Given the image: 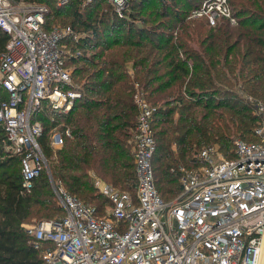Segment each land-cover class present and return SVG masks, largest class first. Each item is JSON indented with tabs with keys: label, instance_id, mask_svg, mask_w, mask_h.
<instances>
[{
	"label": "trees",
	"instance_id": "16d2710c",
	"mask_svg": "<svg viewBox=\"0 0 264 264\" xmlns=\"http://www.w3.org/2000/svg\"><path fill=\"white\" fill-rule=\"evenodd\" d=\"M31 1L46 6L47 31L64 15L61 9L71 7L73 51L65 61L81 96L67 112L32 118L42 125L38 141L48 171L41 170L30 191L22 188L20 158L4 147L0 123V264H45L42 248L33 246L22 224L64 212L49 176L96 211L110 200L95 178L135 188L136 92L153 107L152 166L165 200L181 189L179 160L196 165L193 153L212 143L232 157L237 138L258 140L253 130L259 118L249 96L264 102V0H229L237 22L221 17L214 25L204 16L186 18L202 0H128L121 16L110 0ZM76 24L83 33H75ZM7 38L0 32V55ZM54 129L63 135L59 148L51 143Z\"/></svg>",
	"mask_w": 264,
	"mask_h": 264
},
{
	"label": "built area",
	"instance_id": "2783aa9c",
	"mask_svg": "<svg viewBox=\"0 0 264 264\" xmlns=\"http://www.w3.org/2000/svg\"><path fill=\"white\" fill-rule=\"evenodd\" d=\"M110 2L123 15L128 0ZM46 9L41 3L0 0V32L8 35L0 55V123L4 147L20 158L24 191L42 169L48 171L38 141L42 125L32 118L42 111L67 112L81 96L59 45L71 29L45 30ZM200 16L211 25L221 17L237 22L229 0H202L186 18ZM133 102L135 193L96 178L94 185L110 200L100 215L49 176L64 212L22 224L33 246L42 248L44 263L264 264V102H252L258 140L237 138L232 157L223 156L215 143L200 148L196 165L178 168L181 189L169 200L155 186L153 107L141 92ZM51 137L53 146L62 145L60 131L54 129Z\"/></svg>",
	"mask_w": 264,
	"mask_h": 264
},
{
	"label": "rangeland",
	"instance_id": "374dc122",
	"mask_svg": "<svg viewBox=\"0 0 264 264\" xmlns=\"http://www.w3.org/2000/svg\"><path fill=\"white\" fill-rule=\"evenodd\" d=\"M40 1H44V0H40ZM25 2L26 3H29V2H34V1H31V0H25ZM105 5V4H104ZM51 7V6H50ZM125 8H127V7H125ZM66 9V10H65ZM101 9H102V7H100V8H98V10L99 11H101ZM104 9H105V11H107L108 10V7L107 6H105L104 7ZM47 10V9H46ZM125 10V9H124ZM124 10H123V13H124ZM61 11H62V14H64L63 16H58L57 17V21H56V23H54L53 25H55V26H53V25H51L53 28L54 27H67V26H69V21H70V19L69 18H71L69 15H72L71 14V7H69V8H64V10H62L61 9ZM111 11V9L109 10V12ZM46 12L47 11H45V13H44V18H45V14H46ZM112 12V11H111ZM48 19H51V18H48ZM67 21V22H66ZM75 30H76V32L75 33H79V31L81 32V33H83L82 31V28H80V26H78L77 24H76V27L74 28ZM69 31L67 32V33H65V34H63V45H62V48L65 50V52H66V54H72L71 52L73 51L71 48H70V44H69V42H68V40H69V38H68V36H70L69 35ZM76 34H74V39H77L78 37H77V35L75 36ZM76 43H78V42H76ZM77 51V50H76ZM249 98L251 99V101L253 102V100H254V98H251L250 96H249ZM253 111H254V109H253ZM258 117V116H257ZM132 142V141H131ZM216 144V143H215ZM217 145V144H216ZM218 146V145H217ZM53 147H55V148H59V147H61V146H59V147H57V146H53ZM218 148H219V146H218ZM198 150H199V148L193 153V156L192 157H195V154H196V152H198ZM219 150H220V152H221V154L223 155V156H226L223 152H222V150L219 148ZM174 154H175V156H176V158H177V152H176V150L174 149ZM178 168L179 167H181V166H186V167H188V165H186L183 161H181V160H179L178 161ZM96 179V178H95ZM95 179H94V181H95ZM178 181H179V179H178ZM155 186H156V184H155ZM157 188V187H156ZM124 190H128V191H130V193L131 194H134L135 193V188L134 189H124ZM108 207V204H104L103 205V209L101 210V211H97L98 212V214H100V215H102L105 211H104V209L105 208H107ZM35 219H39V218H37V217H33V218H31V220H29V221H32V220H35ZM28 222V221H27Z\"/></svg>",
	"mask_w": 264,
	"mask_h": 264
}]
</instances>
